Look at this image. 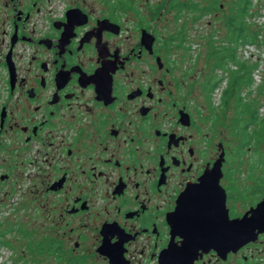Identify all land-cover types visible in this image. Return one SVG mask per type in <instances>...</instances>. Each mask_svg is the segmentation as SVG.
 Listing matches in <instances>:
<instances>
[{"label":"flooded vegetation","instance_id":"flooded-vegetation-1","mask_svg":"<svg viewBox=\"0 0 264 264\" xmlns=\"http://www.w3.org/2000/svg\"><path fill=\"white\" fill-rule=\"evenodd\" d=\"M144 4L0 0V207L24 209L36 255L64 264H264V145L248 179L232 174L227 128L214 145L212 116L176 95L161 23L186 3ZM217 160L227 220L188 226L178 199Z\"/></svg>","mask_w":264,"mask_h":264},{"label":"rangeland","instance_id":"rangeland-1","mask_svg":"<svg viewBox=\"0 0 264 264\" xmlns=\"http://www.w3.org/2000/svg\"><path fill=\"white\" fill-rule=\"evenodd\" d=\"M237 1L180 0V5L184 2L187 7L181 15H178L177 10H170V4L165 11L160 34L161 38L165 39L166 55L171 63L175 64L173 74L180 77L182 83L176 95L185 99L190 108H201L202 114L209 113L212 116L214 145L219 141L221 134L226 136L227 128L231 149L227 167L232 169V174L236 177L245 179V174L259 168L257 158L261 160L260 151L264 145V140L255 144L253 142L254 135L258 136L262 130L261 122L264 118V0H251V7L245 18L246 24L258 32L256 40L253 43L242 42L236 49V58L245 61L248 67L253 66L252 82L250 85L243 84L225 107L221 106L222 91L229 83L231 70H236L237 65L228 62L226 68L215 67V58L210 52L211 46L232 44L228 38L225 20L230 12H235ZM151 2L152 0H136L137 5ZM190 5L193 8L189 7ZM195 16L197 18L192 20ZM257 18L263 24L260 27L255 21ZM183 38L193 46L190 52L180 47L181 43H185ZM213 76H222L223 80L207 97L206 83ZM168 78L165 77L166 80ZM172 90L174 91L173 87ZM174 96L173 94L171 98ZM239 96L242 101L238 104ZM240 116L241 125L244 127L242 134L240 129L236 130L235 124ZM239 142L243 144L244 149L235 153L233 150ZM241 171L243 172L240 173ZM25 212L23 209L22 214L18 215L7 203L0 207V240L9 242V245L0 244V264H64L46 252L36 255L37 251L35 253L30 238L31 225L25 221Z\"/></svg>","mask_w":264,"mask_h":264},{"label":"trees","instance_id":"trees-1","mask_svg":"<svg viewBox=\"0 0 264 264\" xmlns=\"http://www.w3.org/2000/svg\"><path fill=\"white\" fill-rule=\"evenodd\" d=\"M251 0H238L235 6V12H230L225 20L226 27L228 30V38L232 44H227L223 46H211V55L215 58V67L226 68L228 62H233L237 65L236 70H231V76L229 78L228 85L222 91V103L221 106L225 107L228 105L229 100L236 94L243 84L250 85L252 82L251 70L252 67H248L245 61H239L236 57L237 46L242 42H254L256 40L257 31L252 29L246 24V16L250 10ZM183 8L182 6H178ZM186 7V6H185ZM189 7L193 8L192 5ZM197 17H193L196 19ZM254 30V31H252ZM257 32V33H256ZM223 80V77L213 76L211 79L207 80L206 92L207 97L214 91V89ZM242 98L239 96L237 98V103H241ZM237 104V105H238ZM243 106V105H242ZM244 107V106H243ZM254 120V119H253ZM247 124L245 125V127ZM1 245H9L8 241L0 240Z\"/></svg>","mask_w":264,"mask_h":264},{"label":"water","instance_id":"water-1","mask_svg":"<svg viewBox=\"0 0 264 264\" xmlns=\"http://www.w3.org/2000/svg\"><path fill=\"white\" fill-rule=\"evenodd\" d=\"M214 173L210 175H204L201 183H198L196 188L188 187L185 192L179 197L177 203V209L175 215L183 218V222L186 225H205V215L208 210H212L213 217H216L217 212H223V220H227V213L224 206V196L221 193V188L218 183L220 160H217L213 166ZM206 178V179H205ZM211 180V181H210ZM250 217H242L241 219L230 220L232 224L242 225L241 223H247L253 219V210ZM221 216V215H219ZM203 219V220H202ZM203 221V222H202ZM198 222V223H197ZM238 243L242 244L248 240V237L237 239ZM236 241L234 238H230V245Z\"/></svg>","mask_w":264,"mask_h":264},{"label":"built area","instance_id":"built-area-1","mask_svg":"<svg viewBox=\"0 0 264 264\" xmlns=\"http://www.w3.org/2000/svg\"><path fill=\"white\" fill-rule=\"evenodd\" d=\"M251 15H252V14H251ZM255 21H256V23L259 24V27H260L261 25H263L262 22L258 20V18H257ZM251 43H253V42H251ZM252 45H254V44H252Z\"/></svg>","mask_w":264,"mask_h":264}]
</instances>
